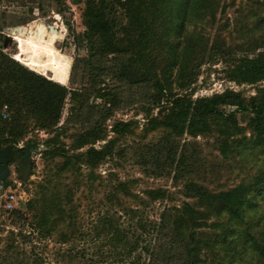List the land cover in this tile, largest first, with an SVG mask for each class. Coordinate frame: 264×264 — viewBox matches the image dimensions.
Instances as JSON below:
<instances>
[{
	"label": "rangeland",
	"instance_id": "374dc122",
	"mask_svg": "<svg viewBox=\"0 0 264 264\" xmlns=\"http://www.w3.org/2000/svg\"><path fill=\"white\" fill-rule=\"evenodd\" d=\"M211 2L206 11L197 7L191 15L180 16L172 24L165 20L160 33L173 43L175 51L170 58H174L176 51L179 53L191 36L204 38L206 51L196 63L190 84L177 80L178 71L173 68L169 72V92L160 94L147 83L131 84L120 77L118 68L123 56L92 58L82 17L85 0H0V52L23 64L22 52L33 53L36 48L45 47L30 40L14 39L10 30L34 27L46 41L48 26L58 25L63 30L62 38L54 44L50 55L56 60V67L61 68L59 77L54 72L43 74L27 67L80 93L74 102L69 98L65 101L56 128L46 130L29 119L27 134L14 146L27 159L30 173L28 180L21 182L28 198L26 204L39 200L40 189L44 188L51 200L61 201L69 212L78 210L79 231L88 233L100 213L111 208L121 212L123 208L137 210V217H128L123 226L133 228L135 235L141 234L136 220L144 215L143 221L156 227L140 244V250H150L141 251L144 264H153V260L155 264H264L255 258L252 242L261 244L264 238V195L259 193L264 187V141L252 129L250 107L264 95V81L248 84L230 79L236 61L264 51V7L247 0ZM36 23L39 24L33 26ZM214 46L221 50L211 55ZM156 52L151 44L143 51L142 59L152 62ZM92 65L97 70L90 85ZM104 94L109 96L104 98ZM159 95L160 103L155 100ZM176 99L183 104L204 99L223 102L219 110L227 121L210 119L205 124H191L188 118L175 131L160 127L157 122L169 116ZM236 104L248 111L239 110ZM119 123L127 124L121 134L114 132ZM93 128L97 131L96 140L85 137ZM84 137L85 143L79 148ZM109 143L111 154L95 168L84 164L90 148L102 150ZM50 148L56 150V156L50 157ZM73 155L83 158L69 167L67 160ZM13 161L7 162L9 176L16 174ZM90 172L95 179L88 178ZM122 186L135 198L122 193ZM194 188L211 194L240 189L242 204L246 205L240 213L225 210L212 218L206 228L187 232L198 238V261L187 256V250L193 246L191 237L177 241L168 232L170 238H166L165 232L160 233L157 228L164 217L170 226L185 203L200 209ZM150 190H163L166 194L152 203L146 195ZM35 206L40 208L36 203ZM25 210L26 205L21 212L0 213V264H33L31 251L41 264H89V258L97 252L93 242L83 243L77 237L63 245L57 232L46 238L34 233L28 238L31 229L24 216L30 217L33 212ZM232 214L244 217L240 226ZM158 245H162L164 254H158ZM82 249L85 259L76 261L69 255L75 256ZM94 259L96 264H123L107 257Z\"/></svg>",
	"mask_w": 264,
	"mask_h": 264
},
{
	"label": "trees",
	"instance_id": "16d2710c",
	"mask_svg": "<svg viewBox=\"0 0 264 264\" xmlns=\"http://www.w3.org/2000/svg\"><path fill=\"white\" fill-rule=\"evenodd\" d=\"M247 1L264 7V0ZM209 3L212 4L211 0H85L82 17L91 56L92 58L123 56L124 60L121 61L118 68L120 77L131 84L147 83L160 94L169 92V77L171 75L169 72L173 68H177V80L190 84L193 81L194 70L198 67V65L196 66L197 61L205 55L206 40L191 36L186 40L179 53L176 51L174 58H170V54L175 51L172 48L173 43L168 42V37L162 36L160 31L164 27L165 20H170L168 23L172 24L180 16L191 15L197 7L206 11ZM151 44L157 50L152 62L142 59L143 51ZM220 50L219 46L216 48L214 46L211 55L219 53ZM96 70V66L93 65L89 68L88 81L90 85L94 83ZM230 74L231 81L236 83L254 84L264 81V51L253 58L247 56L240 58L235 62ZM107 96L109 95H103L104 98ZM79 97L80 93L76 90H68L65 85L40 76L18 60L13 57L9 58L0 52V152L8 149V154L11 155L10 159L16 163V176L20 181L28 180L30 173L27 169V159L25 156H20L19 150L14 149V146L27 134V121L35 120L36 125L46 130L56 128L59 125L65 101L69 98L74 102ZM161 99L159 95L155 100L160 103ZM221 105L224 103L216 99H204L196 104L191 102L183 104L180 99H176L172 104L169 116L157 124L175 131L188 118L191 124L196 122L205 124L210 119L227 121V117L225 118L219 110ZM237 106L241 111H248L247 107ZM250 107L253 114L252 129L258 132L264 141V95L258 98L256 103L250 104ZM126 127L127 124L119 123L114 127V132L121 134ZM95 132L97 131L93 128L85 137L96 140L98 135ZM85 137L80 141L79 148L83 147ZM54 138L48 143L52 144ZM111 151L110 143L102 150L90 148L86 152L84 164L93 169L100 160L104 159L103 157L111 154ZM48 152L50 157L57 155L56 150H51V148ZM82 158V155H73L67 160L66 165L73 167V163L81 161ZM10 159H7V162ZM91 172L88 178L95 179ZM40 190L39 200H31L26 204L25 211L33 212L30 217L24 216L31 229L28 238L32 237L34 233L46 238L57 232L63 245L68 241L77 240V237L83 243L93 242L97 252L89 258V264L97 263L94 257H98L99 260L107 257L111 262L123 264H144L141 259V251L144 249L149 253L150 250L148 248L140 250V244L149 237V233L156 227L147 221L144 222L142 219L144 215H140L136 220L141 234L135 235L136 231L133 228L123 226V221L128 217L131 219L137 217V210L123 208L121 212V210L111 208L98 214L93 222L95 226H92L89 233L82 232L78 227L80 225L78 210L69 212L61 201L51 200L44 188ZM120 190L127 197L135 198L123 186L120 187ZM193 191L198 197L200 209H195L185 203L181 209L177 210V216L173 217L170 226L169 220L167 221L164 217L157 228L158 232H165L166 238L169 237V233L177 241L191 237L193 246L187 250V256L189 260L198 261L200 250L199 242L196 240L198 238L192 237V233L187 235V232L192 231L191 229L206 228L212 218L221 215L225 210L240 213L242 207L245 208L246 205L242 204L243 192L240 189L223 194H211L200 188H194ZM259 193L261 197L264 195V187L259 190ZM165 194L166 192L163 190H150L146 193L152 203L164 198ZM35 203L40 206L39 209ZM110 205L112 204L110 203ZM232 219L238 221L239 226L244 221V217L240 218V215L236 217L232 214ZM252 242L255 258L258 262L264 263V238L261 244L255 245L253 240ZM157 248L160 251L158 254H164L165 250L162 245H158ZM84 250L82 249L83 252L76 253L75 256H72V253L69 255L76 261L80 258L85 259ZM138 251L140 252L137 253ZM134 253H137L135 259L132 258ZM29 256H31L33 264H41L42 261L34 252L31 251ZM153 264H155L154 260Z\"/></svg>",
	"mask_w": 264,
	"mask_h": 264
},
{
	"label": "bare ground",
	"instance_id": "6f19581e",
	"mask_svg": "<svg viewBox=\"0 0 264 264\" xmlns=\"http://www.w3.org/2000/svg\"><path fill=\"white\" fill-rule=\"evenodd\" d=\"M39 23H36L33 26L38 25ZM52 29H49V37L45 41L41 38L39 32L34 31V27L31 30H22V29H15L13 32H11V36L14 39L20 38L22 40H30L31 42L40 44L44 46L45 48H36L33 53L28 52H22L20 55L21 62L33 69L34 71H37L39 73H45L46 71L54 72L56 73L55 75L59 77L61 73V68L56 67V60H53L51 58V51L52 48L54 47V44L62 38V33L63 30L58 25H51ZM49 28V26H48ZM33 51V50H32ZM54 54V53H53ZM55 56V55H54ZM60 58V57H59ZM58 59V58H57ZM63 60V58H61ZM48 74V73H47ZM66 74V72H65ZM64 74V75H65ZM52 81H55L52 79ZM57 82V81H55ZM59 83V82H57ZM61 84V83H60ZM64 85V84H62Z\"/></svg>",
	"mask_w": 264,
	"mask_h": 264
},
{
	"label": "built area",
	"instance_id": "2783aa9c",
	"mask_svg": "<svg viewBox=\"0 0 264 264\" xmlns=\"http://www.w3.org/2000/svg\"><path fill=\"white\" fill-rule=\"evenodd\" d=\"M3 117H6L5 114ZM21 182L24 181H20L14 173L12 176L8 174L5 180H0V213L11 214L21 211L26 205L28 198Z\"/></svg>",
	"mask_w": 264,
	"mask_h": 264
},
{
	"label": "water",
	"instance_id": "95a60500",
	"mask_svg": "<svg viewBox=\"0 0 264 264\" xmlns=\"http://www.w3.org/2000/svg\"><path fill=\"white\" fill-rule=\"evenodd\" d=\"M49 29L51 30L52 27H49ZM8 152V149L0 152V180H5L9 174L7 159L10 157V155Z\"/></svg>",
	"mask_w": 264,
	"mask_h": 264
},
{
	"label": "flooded vegetation",
	"instance_id": "af4514ba",
	"mask_svg": "<svg viewBox=\"0 0 264 264\" xmlns=\"http://www.w3.org/2000/svg\"><path fill=\"white\" fill-rule=\"evenodd\" d=\"M10 155V154H9ZM5 156H6V154H5ZM11 156V155H10Z\"/></svg>",
	"mask_w": 264,
	"mask_h": 264
}]
</instances>
